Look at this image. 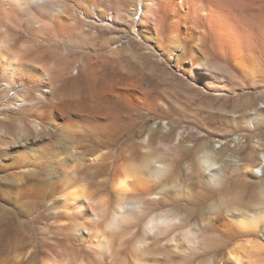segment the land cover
I'll list each match as a JSON object with an SVG mask.
<instances>
[{"label": "bare ground", "instance_id": "6f19581e", "mask_svg": "<svg viewBox=\"0 0 264 264\" xmlns=\"http://www.w3.org/2000/svg\"><path fill=\"white\" fill-rule=\"evenodd\" d=\"M124 56L174 67L159 81L178 102L233 95L227 136L262 132L237 91L264 89V0H0L4 264H252L264 179L149 128L168 100Z\"/></svg>", "mask_w": 264, "mask_h": 264}, {"label": "rangeland", "instance_id": "374dc122", "mask_svg": "<svg viewBox=\"0 0 264 264\" xmlns=\"http://www.w3.org/2000/svg\"><path fill=\"white\" fill-rule=\"evenodd\" d=\"M126 44L127 40L125 41V45ZM124 57L123 59H120L121 61L119 60L120 63H118L117 67H115V69L120 72V75H122V73L123 75H134L135 80L138 79L141 82V85H143V89L151 90L156 94H160L161 99L164 98L163 100H168L167 104L165 105L166 111H160V114L157 115H152L148 112L144 113L143 122L148 125L149 128H154V130L163 129L164 132H166L168 135L170 134V136L167 138V143L171 146L172 144H174L175 146L177 145L181 146L180 148H183L185 145L189 148H196L197 150L198 148H201L203 145H205V143H208V150L210 153L208 159L211 162L226 167L224 165L225 163L222 162V158L225 157V159L229 160V167L236 166V168L241 169V167L243 166L241 176L243 179H246L247 182H254V170L259 174L258 177L256 176L257 179H264V164L259 157L255 158L254 156V153L264 152V127L261 128L262 132H260V136L257 135L253 136L252 138H247L239 135L227 136V129H231L227 124L228 118L234 116V98H232L233 95L228 93H216L213 90L207 89L204 86L200 85L199 89H203L204 91H206L208 96L191 95L189 99H195V101L192 100V102H190L181 97L180 102H178L176 101L177 99L174 97V95L172 96V94L165 92V83L163 81H159V76H163V74L165 73L164 75L166 76V80L170 82L171 78L167 77V73L173 72L174 67L165 64L163 67H161L162 69L156 68L155 70V68L153 67V63L155 62L154 58H152V60L149 59L146 61L141 57V59H139V57L132 56L131 58ZM134 60L137 62H135ZM130 63L132 66L130 65ZM229 77L230 76L227 75L226 79L228 78L229 80L231 78ZM183 78L186 82H188V78ZM240 84L238 83L237 86L234 85L235 89L238 88V90H240L241 87L243 88L246 85L242 84L241 86ZM177 87L178 90H185L183 85H178ZM194 87L198 88L197 85ZM245 87L246 88L244 89V91H237V94L240 95L241 100L244 101L250 99L254 106L258 104L260 106H264V89L254 90L250 89L247 85ZM218 98H220V101L218 100ZM169 100L171 102H169ZM221 103L225 104L226 107H229H227V112H220L222 111L219 109V106L222 105ZM253 104L251 105V108L254 107ZM251 110L252 109H249V111ZM139 133L138 135H140ZM138 135L136 133V137ZM147 135L148 133L146 134V136ZM139 137L140 140H142L144 137V133L142 132L141 136L137 137L138 140ZM182 153L185 154L183 151ZM185 159L186 160L184 161V163H189L191 161V159L187 156H185ZM0 163L4 164V160L0 159ZM197 163L200 164V167L197 164L199 167H197L198 171L200 170V172L203 173L205 170L203 169V165L199 162V159ZM244 167L246 169L245 171H243ZM260 168H263V171L258 170ZM1 173L2 171H0V264H4V173ZM215 203L217 208L222 202L216 201ZM257 242L264 244L263 240H257ZM237 247L238 244L232 246L231 249ZM241 252L242 251L240 250L239 253ZM260 252L253 253L254 262L252 264H264V252ZM221 259L222 257H220L219 260H216L215 264H220ZM230 263L232 262L228 260V257L223 258L221 262V264Z\"/></svg>", "mask_w": 264, "mask_h": 264}]
</instances>
